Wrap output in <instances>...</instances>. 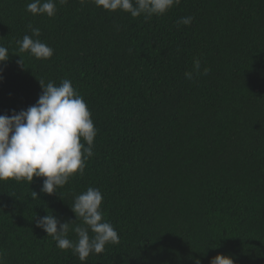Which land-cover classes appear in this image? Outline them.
I'll return each instance as SVG.
<instances>
[{"label": "trees", "instance_id": "1", "mask_svg": "<svg viewBox=\"0 0 264 264\" xmlns=\"http://www.w3.org/2000/svg\"><path fill=\"white\" fill-rule=\"evenodd\" d=\"M31 2L0 0V115L34 105L38 80L69 79L98 131L84 175L57 193L41 192L43 177L0 181L5 264H82L36 220L51 211L75 222L70 206L88 187L120 242L83 264H209L217 254L264 264V0H181L151 18L93 0L57 2L49 18L27 11ZM187 16L190 26L177 24ZM29 25L51 58L19 52ZM196 57L210 71L190 81Z\"/></svg>", "mask_w": 264, "mask_h": 264}, {"label": "clouds", "instance_id": "2", "mask_svg": "<svg viewBox=\"0 0 264 264\" xmlns=\"http://www.w3.org/2000/svg\"><path fill=\"white\" fill-rule=\"evenodd\" d=\"M61 5L68 0H32L27 11L33 15L52 18ZM86 0H81L84 4ZM97 7L107 11H123L132 17L146 18L162 16L181 0H93ZM193 17H182L178 25L190 26ZM32 35H24L17 41L19 52H28L36 59H49L54 49L42 42L39 28H32ZM117 30H119L117 28ZM35 37V38H34ZM9 59V50L0 45V64ZM24 66L22 58L17 61ZM210 69L203 68L199 57L193 60L192 71L185 72V78L193 80L194 75H207ZM2 78V77H0ZM42 88L37 102L19 113L0 115V181L16 180L31 183L34 177H43L41 192L57 193L76 175L83 176L86 163L94 156V140L97 129L91 112L69 79L59 85L38 80ZM37 199V193L32 192ZM103 195L98 188L88 187L76 195L70 206L76 221L61 222L51 211L36 220V227L51 236L61 250H71L82 262L92 254L105 251L107 244H118L120 238L112 224L104 219L101 208ZM74 232L75 241L68 238ZM90 233L92 235H90ZM193 264H201L199 258H192ZM0 264H5L4 252L0 250ZM209 264H234L229 255L217 254Z\"/></svg>", "mask_w": 264, "mask_h": 264}]
</instances>
